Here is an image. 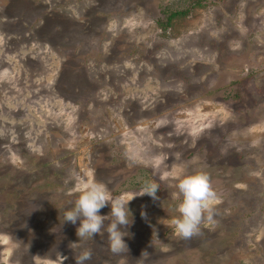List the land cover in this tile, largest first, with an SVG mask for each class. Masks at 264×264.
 <instances>
[{
    "label": "rangeland",
    "instance_id": "1",
    "mask_svg": "<svg viewBox=\"0 0 264 264\" xmlns=\"http://www.w3.org/2000/svg\"><path fill=\"white\" fill-rule=\"evenodd\" d=\"M177 170L218 197L187 239ZM149 180L127 251L103 229L72 245L83 184L127 198ZM83 248L85 264H264V0H0V264Z\"/></svg>",
    "mask_w": 264,
    "mask_h": 264
},
{
    "label": "clouds",
    "instance_id": "2",
    "mask_svg": "<svg viewBox=\"0 0 264 264\" xmlns=\"http://www.w3.org/2000/svg\"><path fill=\"white\" fill-rule=\"evenodd\" d=\"M175 180V198L178 203L175 210L179 216L172 219L171 223L176 234L182 238H190L200 231L202 220L213 222L214 205L218 202L215 191L211 188L206 172L194 170L184 172L177 170L172 173ZM158 184L151 180L146 181L134 194L112 197L107 186L101 182L90 181L78 189V195L72 206L63 212L62 222L77 225L76 236L78 241L72 243L74 247L80 241H87L101 233L102 229L107 233L108 248L113 254L127 251L123 240L128 235L124 228L131 223V212L128 208L129 201L137 195H148L157 199ZM108 205L110 211L107 215H101L100 209ZM145 214L142 212L141 216ZM108 221L105 226V221ZM18 247V245L14 246ZM146 255V252L144 253ZM91 249L83 248L74 256L76 264H85L91 259ZM65 257L60 256L59 264Z\"/></svg>",
    "mask_w": 264,
    "mask_h": 264
},
{
    "label": "trees",
    "instance_id": "3",
    "mask_svg": "<svg viewBox=\"0 0 264 264\" xmlns=\"http://www.w3.org/2000/svg\"><path fill=\"white\" fill-rule=\"evenodd\" d=\"M180 14H181L180 12L171 13L170 16L168 17L167 22H169L173 17L179 16Z\"/></svg>",
    "mask_w": 264,
    "mask_h": 264
}]
</instances>
